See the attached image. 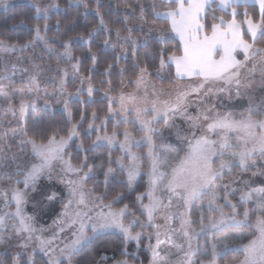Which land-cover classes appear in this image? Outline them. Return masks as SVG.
<instances>
[{
  "label": "snow or ice",
  "instance_id": "obj_1",
  "mask_svg": "<svg viewBox=\"0 0 264 264\" xmlns=\"http://www.w3.org/2000/svg\"><path fill=\"white\" fill-rule=\"evenodd\" d=\"M68 3L83 11L66 26L57 20L56 33H61L62 28L65 33L74 31L81 23L86 31L61 39L59 35H48L53 29L48 23L51 15L67 13L57 0L48 4L40 0H0V11L5 14L23 6L31 10L32 20L45 21L43 25L28 23L29 16L25 12L5 15L11 32L22 28L30 38L23 40L11 34H0V53L31 50L35 54L36 48L41 46L49 57L69 61L72 69L70 76L68 69L57 61L59 87L45 92L47 98L42 103L38 93L45 77L43 56L37 57L39 62L32 57H22L31 61V73L25 68L20 77L21 83L26 78V88L4 83L15 81V71L11 75L7 68L0 71V108L5 115L11 112L14 119L25 124L33 120L35 129L32 137L24 132H13V140L17 135L21 137L18 141L23 146L21 152H13L0 137V251H4L7 264H36L37 250L48 257L46 264H108L112 258L94 249L113 236L124 245L121 249L124 258L116 260L115 264H131L127 259L131 255L127 245L134 241L139 247L145 235L150 241L147 245L151 252L149 264H164L161 236L168 238L175 232L186 240V248L179 246L182 255L177 256L175 264H217V258L228 251L244 255L243 260L233 261V264H264V184L252 187L244 183L239 202L241 205L251 203L254 207H244L241 212L229 199L237 191L231 188L235 180L223 182L234 167L256 168L257 161L251 158L257 154L264 157V99L256 103L248 95L247 107L244 105L245 93L256 85L253 77L257 72L259 85L264 89V46H258V42L264 40V0H159L158 5L137 0L135 7L126 4L122 9L114 8L112 0L107 4L105 0H94L95 7L90 6L88 0H68ZM249 5L258 6V11L250 12ZM146 12H150L151 19ZM217 12L223 14L217 15ZM113 14L119 18L122 28L114 26L116 21L106 19ZM129 17H135L139 23L129 26ZM90 18L95 23L87 27ZM157 21H163L164 25L157 27ZM134 31L142 35L134 37ZM100 35L104 36L100 48L111 52L113 57V62L101 75L111 76L113 67L131 54L133 77L128 78L127 84L135 86L127 91L121 80V92L112 96L109 95L113 91L111 81L102 79L101 85H109L100 97L101 103L107 102L103 116L96 110L87 112V105L96 102L94 93L101 92V87L93 84L91 75L80 73L83 60L72 52L74 43L87 45L88 59L92 61L89 71L95 72L99 57L91 51V44ZM15 36L20 34L15 33ZM173 40L175 48L170 51L169 42ZM54 44L63 51H57ZM140 49H145L142 60L137 58ZM239 55L243 59H238ZM12 67L15 69V65ZM173 69V83L184 79L195 83L180 87L174 99L163 103L158 99L150 100V95L171 96L163 88L156 89L150 81L152 76L163 78L164 73ZM128 71L129 68H121L120 75L123 77ZM69 80L74 92L66 88ZM224 97L229 101L227 106ZM213 99L216 102L209 104ZM17 100L18 108L13 106ZM233 100L235 103H231ZM73 101L84 106L77 120L70 107ZM193 107L195 114L190 112ZM226 107L243 110H219ZM57 113L61 121L46 119ZM177 118L181 125L175 123ZM161 121L164 128H157ZM121 125L132 128L121 129ZM172 128H177L175 146L158 145L157 139L164 140V129ZM135 133L141 135L137 137ZM92 136L94 139L86 144L85 139ZM74 144L75 155L69 154L68 149ZM29 146L30 151L24 153L23 148ZM144 146H147L146 153L133 151ZM102 148L109 150L106 155H91ZM114 150H119L121 155L113 156ZM101 156L104 159H100ZM90 159H100V163H89ZM57 168L59 173L54 175ZM256 174L253 172L254 176ZM100 175L104 177V190L98 193L95 187L86 185L89 180L98 181ZM145 176L147 187L137 192ZM117 188L121 191H116ZM110 193H114L112 198L105 202ZM164 193L168 194L167 202L161 198ZM203 196L209 197L208 209L218 212L217 216L202 213L200 217V233L212 234L210 251L207 247H193L197 233L188 218L189 213L173 211V208H187ZM125 200L130 202L123 203ZM220 200L224 203H218ZM29 204L33 208L31 214L27 211ZM56 204L60 205L59 212L54 207ZM116 204L123 206L115 208ZM225 207L231 211L225 212ZM51 213L56 214L53 224L57 231L48 238L38 236L37 232L45 231L35 226L38 214ZM158 215L165 222L163 226L156 223ZM177 218L180 227L172 228ZM136 228L140 231H134ZM145 228H152L154 232L146 234ZM62 236L65 238L61 239ZM244 239L247 243L235 244ZM13 240L18 242L17 250L9 252L7 249L12 247ZM198 254L210 259H194ZM166 255L171 258L174 254ZM0 264H6L5 260L0 259Z\"/></svg>",
  "mask_w": 264,
  "mask_h": 264
},
{
  "label": "rangeland",
  "instance_id": "obj_2",
  "mask_svg": "<svg viewBox=\"0 0 264 264\" xmlns=\"http://www.w3.org/2000/svg\"><path fill=\"white\" fill-rule=\"evenodd\" d=\"M40 2L42 4H48V3H51V0H40ZM80 43H82V42H80ZM83 45H85V44H83ZM58 51L62 52V50H58ZM24 56L32 57V59L36 60L37 62H39L37 60V57H39V56L44 57L43 63L45 65V67H44L45 77L41 81V88H40V91L38 93L40 98H41V101H40L41 103H42L43 99L47 98L45 96V92H49V93L53 92L54 90L58 89V87H59V83H58L59 77L55 71L56 64H57L58 60H59L60 66L63 68H67L70 76L72 74V69L70 67L69 61H67L65 59H60L57 56L49 57L48 54L44 51L43 47L38 46L35 50V54H33V52L31 50H29L25 53H16V54L0 53V63L2 64V69L5 70V68H7V71L9 74L12 73L13 71H15V73H16L15 81L14 82L8 81V82H5V84L12 83V86L16 87V88L28 87L26 78H25V82H23V83H21V80H20L23 69L28 68L30 73L32 71L31 61L22 59V57H24ZM237 58L243 59L242 55H239ZM13 65H15V69H13V67H12ZM48 65H51V68H49ZM248 67L250 68L251 65H249ZM173 72H174V69H173ZM247 75L248 74L245 71V73H244V79L245 80H247ZM253 79L256 81V85H255L254 89L249 90L247 93H245V95H244L245 107H247L248 95H251L254 102H256V103H260L261 100L264 99V89H261V87L259 85L260 76H259L258 72L254 75ZM194 83H195V81L190 80V79L178 80V81H176V83H174L173 85H171L169 87H161V88L165 89V93L170 92L171 96H169L167 94L159 96V97H154V96L150 95L149 99L150 100L158 99L161 103H163L166 100L174 99V97L177 94L180 87L190 86V85H193ZM150 84H154V83L150 81ZM134 87H135L134 85L127 84V82H126V84H124V88L127 91H132L134 89ZM155 87H156V89H161L160 87H158L156 85H155ZM66 88L68 91H73V92L75 91V88H74L71 80H69V82L67 83ZM241 91L244 92V89L242 88ZM141 92L143 93V90H141ZM149 92H151V87L149 88ZM118 94H116V95H118ZM116 95H112V96H116ZM57 99H60L59 95H57ZM193 99H195V97H193ZM214 102H216L215 99H213L212 101H208L209 104L214 103ZM224 103L226 106L229 104V101L227 100L226 97H224ZM231 103H235V101L233 100ZM13 106L18 108V100L14 101ZM219 110L220 111L233 110V111L239 112L243 109H241V108L228 109L226 107L224 109H219ZM190 112L192 114H195V108L193 107L192 109H190ZM175 123L177 125H181V120L179 118H177L175 120ZM23 124L24 123L19 121L18 119H14L11 115V112H9L7 115H5L4 109L0 108V137H3L7 141V143L11 146V150L13 152H21V149L23 147L18 143V141L21 139V137L19 135H17L15 137V140H13V132H16V133L23 132ZM124 127H129V129L132 128L131 125H123L121 127V129H123ZM156 127L157 128H164L163 121H161L159 124H157ZM181 127H187V125H182ZM176 132H177V128H172L170 130L164 129V140L157 139L156 143L158 145H164L165 147H167L168 145L175 146V144L177 142ZM135 134L137 137H139L141 135V133H135ZM181 134H183V133H181ZM92 139H94V136ZM106 150L108 153L109 150L108 149H106ZM29 151H30V146L23 148L24 153L29 152ZM133 151L139 152V153H146L147 152V146H144L143 148H134ZM111 154L113 156H119V155H121V152L119 150H114L111 152ZM225 158H227V157H225ZM251 159L257 161V167L256 168H249V169L245 170V169H242L240 167H234L232 169L231 173L226 174L223 178V182H229V181L235 180V183L231 184V188L237 189V191H236L235 195L230 196L229 199H231L233 203L237 204V206L241 212L243 211L244 207H248V208L254 207L251 203H244L243 205H241L239 202L240 190L244 189V183L248 182L252 187H258V186L264 184V174H261L262 172H264V157H260L257 154L256 156H253ZM253 172H256L257 174L254 176ZM57 173H59V168L55 169L54 175H56ZM144 178H145L146 187H147V179L148 178H147V176H145ZM103 179H104V177H103ZM44 183H47V181L45 180ZM4 187H7V185L5 184ZM21 187H22V185H21ZM161 198L164 199L165 202H167L168 194L164 193ZM208 199H209L208 196H203L200 199L196 200L193 205H191L187 208H180V209L173 208V211L188 212L189 213L188 218L193 222L192 227L196 230V233H197V235L194 237V239L192 241L193 247L194 248L198 247L200 249H205L207 247L208 250L210 251V242L212 240V234L211 233H208V234L200 233V227H201L200 217H201L202 213L205 216H217L218 212H214V211H211L208 209V204H207ZM145 203H147V200H145ZM175 203H176V201L173 200L174 205H175ZM218 203L223 204L224 201L220 200V201H218ZM54 207L56 209V212H59L60 205L56 204ZM27 211L29 214H31L33 212V208L31 206V204H29ZM224 211L230 212L231 209L228 207H225ZM55 218H56L55 213L38 214L37 223L35 226L37 227V229L43 228V229H45V231L42 234L40 232H37V235L38 236L42 235L44 238L51 237L52 232L57 231L56 225L53 224V220ZM141 220H143V219H141ZM156 223L163 226L165 222L158 215ZM205 223H207V221H205ZM171 227L176 228V229H178L180 227L179 218H177V220L172 222ZM245 230L247 231V229H245ZM134 231H140V228H136V229H134ZM144 232L146 234L152 233V232H154V229L145 228ZM65 235H67V234H65ZM216 235L222 236L223 233H216ZM64 238H65V236L61 237V239H64ZM161 240L164 241V243L162 244V247H161V259L164 260V264H175V262L177 260V256L182 255V253H180V251H179V246L184 245L186 248L185 238L181 234H179L178 232H175V233H171L168 238L161 236ZM240 242H241V240H237V241H235V244H237V245L241 244ZM17 243H18L17 241L13 240L11 242L12 247L8 248L7 251L15 252L17 250V248H16ZM134 243L136 244V242H134ZM149 243H150V241L147 239V235H145V237L140 241V244H142L144 249L148 252V254L150 256V260H151V252L147 248V245ZM151 243L153 245L156 243L154 237L151 240ZM166 253H173L174 255H172L171 258H169L166 255ZM237 253L240 254V257H234V256H236ZM1 254H4V251H0V255ZM35 255L43 256L46 260L48 259V257L43 252H41L39 250H37L35 252ZM224 257H228L229 263H222V264H233V261H239V260L244 259V255L242 252L228 251L224 256L217 258V264H221V263H219V260L221 258H224ZM193 258L194 259H204V260L210 259V257L200 256L199 254Z\"/></svg>",
  "mask_w": 264,
  "mask_h": 264
},
{
  "label": "trees",
  "instance_id": "obj_3",
  "mask_svg": "<svg viewBox=\"0 0 264 264\" xmlns=\"http://www.w3.org/2000/svg\"><path fill=\"white\" fill-rule=\"evenodd\" d=\"M57 2L60 4L62 9H67V13L66 14L65 13H54L51 15V18L48 21V23L53 26V29H52V31H50L48 33V35L49 36L59 35L61 39H66L67 36H75V35H78L80 33L85 32L86 26L83 23H81L80 26H78L74 31L69 30L65 33L64 29L62 28L61 33H56L54 26H55L57 20L61 21L62 25L66 26L67 24L70 23V21L77 19V13L78 12L83 11L82 9H77L74 5L69 6L68 0H57ZM88 2L90 3V6L95 7L94 0H88ZM139 2L149 4V5L152 4L153 2H155L157 5L159 4V0H139ZM107 3H108V0H105V4H107ZM126 4L132 5L133 7H135L137 4V0H112V6L114 8L120 7L122 9ZM248 10L250 12H257L258 11L257 7L253 6V5H249ZM102 11H104V9H102ZM138 11H139V9L137 8V12ZM20 12H25L28 14V16H29V19L27 21L28 23H31V24L40 23L41 25H43L45 23V21H43V20H40V21L32 20L31 19V10L27 9L26 7H23V6H18L15 10H10L9 13H7V14L0 11V34H11L14 36V38H22L23 40H27L30 38L28 33L25 32L22 28H17L15 30V33H19L20 36H15V33L11 32V30L8 29V25H9L10 21L6 20L4 18L5 15H8L10 17L13 14L20 13ZM216 14L222 15L223 13L217 12ZM146 16L148 19H151L150 12H146ZM106 19H108L109 21H116V23L114 24L115 27H121V28L123 27L122 23L119 22V18L115 14L110 15V16H106ZM94 23H95V21L91 20V18H90V23L87 25V27H91L92 24H94ZM128 23H129V26H131L132 24H138L139 21H137L135 19V17H129ZM163 25H164L163 21H157V27H161ZM124 34H127V32L125 31ZM132 35L134 37H136V36H140L142 34L139 31H134L132 33ZM103 39H104V36L100 35L91 44V51L94 53H97V55L99 57L98 62L95 66V72L89 71L92 68V61L90 59H88L89 47L87 45H83L82 43H74L72 46L73 55L76 57H80L83 60V63L80 66V73L82 75H91L93 84L101 87V92L94 93V99L96 102L87 105V112L90 114L93 110H96L99 112V114L101 116H103L105 114L107 102L105 101V102L101 103L100 97L102 96L103 91L107 90L109 87V85L107 83L101 85V80L102 79L110 80L112 87H113V91H111L109 93V95H116L122 90L121 84H120L121 80H123L124 84H126L128 78L133 77V72L131 71V64L133 62V58H132L131 54L129 55V58L127 60L121 59L119 61V63L115 67H113L111 76L104 77L101 75L104 72V70L107 68V65L109 63L113 62V57H112L111 52H104L100 48V42ZM112 39H113V41H115L114 34H113ZM175 44H176L175 40L169 42V50L170 51L174 50ZM258 46H264V40H260L258 42ZM53 47H56L57 51L58 50L63 51V49L59 45L54 44ZM144 51H145V49H140V51L137 55L138 59H141V60L143 59V52ZM74 62L75 61H72V63H74ZM121 68H129V71L125 72L123 77L120 75V69ZM0 71H4L2 69L1 63H0ZM9 75H11V73ZM172 75H173V70H169L167 73L163 74V78H158L156 76H152L151 82H153L156 86H158L160 88L161 87H169V86L174 84L173 80H172ZM5 82H8V81H5ZM70 107L72 108V110L75 113L74 120L79 119V110L82 109L84 106L80 105L76 101H73L72 103H70ZM46 119L61 121L62 117L60 116L59 113H57L54 117L49 116V117H46ZM33 123H34V121L29 119L26 124L25 123L23 124V132L28 137H32L35 135V129L32 126ZM84 126L85 127L87 126V122H85ZM122 126L123 125H121L120 127H122ZM65 127H67V125H65ZM109 130H111V125H109ZM92 138H93V136L86 138L84 142L86 144L90 143ZM76 143H79V141ZM68 153L75 155V144L68 149ZM99 153H104L106 155L107 150L104 148L98 149L97 153H93L91 155H97ZM80 155L82 156L83 153H81ZM100 159H104V156H101ZM100 159H97L96 161H93L90 159L89 163L99 164ZM86 186L89 188L95 187L96 191L98 193L103 192V190H104L103 176L100 175L98 178V181L97 180H89L87 182ZM145 189H146V182H145V178H144V180L142 181V187L138 188L137 192L144 191ZM116 191H121V189L117 188ZM113 194L114 193H110L109 196L106 197L105 202H107V200H110L112 198ZM129 202H130V200H125L123 203H129ZM122 206H123L122 204L114 205L115 208H119ZM136 215L140 216L139 211H136ZM140 218L144 219V217H140ZM250 238L251 237H249L248 239H250ZM240 243L241 244L247 243V239L241 240ZM122 248H124V245L120 242V239L118 237L113 236V237H110L108 239V242L106 244L100 246L98 249H94V251H96L98 254L103 253V254L107 255L108 257L112 258V259H109L108 264H115L116 260L124 258L121 256V249ZM127 251H128V253L131 254L127 257V259L130 260L131 264H148L150 261V256H149L148 252L144 249L142 244H140V246L138 247L137 244H135L134 242H129L127 245ZM133 256L135 257V259H133ZM234 257H240V254L237 253L236 256H234ZM76 258L78 259L79 257H76ZM0 259L5 260V262L7 264V257L4 254L0 255ZM34 259H35L36 264H46V262H47V260L43 256H40V255H35ZM219 263H221V264L222 263H229L228 257L221 258L219 260Z\"/></svg>",
  "mask_w": 264,
  "mask_h": 264
},
{
  "label": "crops",
  "instance_id": "obj_4",
  "mask_svg": "<svg viewBox=\"0 0 264 264\" xmlns=\"http://www.w3.org/2000/svg\"><path fill=\"white\" fill-rule=\"evenodd\" d=\"M257 7V9H258V6H256Z\"/></svg>",
  "mask_w": 264,
  "mask_h": 264
}]
</instances>
